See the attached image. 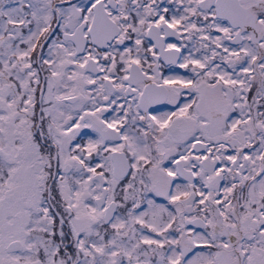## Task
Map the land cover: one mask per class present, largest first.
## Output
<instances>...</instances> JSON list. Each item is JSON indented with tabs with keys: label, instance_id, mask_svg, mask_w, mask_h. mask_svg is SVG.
Returning a JSON list of instances; mask_svg holds the SVG:
<instances>
[{
	"label": "snow or ice",
	"instance_id": "1",
	"mask_svg": "<svg viewBox=\"0 0 264 264\" xmlns=\"http://www.w3.org/2000/svg\"><path fill=\"white\" fill-rule=\"evenodd\" d=\"M0 264H264V0H0Z\"/></svg>",
	"mask_w": 264,
	"mask_h": 264
}]
</instances>
